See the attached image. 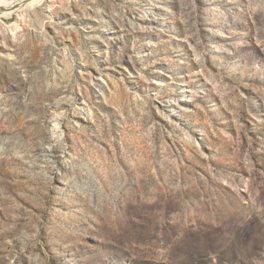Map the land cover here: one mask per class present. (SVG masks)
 <instances>
[{
  "label": "rangeland",
  "instance_id": "1",
  "mask_svg": "<svg viewBox=\"0 0 264 264\" xmlns=\"http://www.w3.org/2000/svg\"><path fill=\"white\" fill-rule=\"evenodd\" d=\"M0 264H264V0L0 17Z\"/></svg>",
  "mask_w": 264,
  "mask_h": 264
},
{
  "label": "bare ground",
  "instance_id": "2",
  "mask_svg": "<svg viewBox=\"0 0 264 264\" xmlns=\"http://www.w3.org/2000/svg\"><path fill=\"white\" fill-rule=\"evenodd\" d=\"M45 0H0V17L8 19L14 12H22L43 4ZM7 3V4H6Z\"/></svg>",
  "mask_w": 264,
  "mask_h": 264
}]
</instances>
